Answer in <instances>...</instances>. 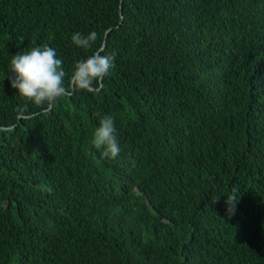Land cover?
Instances as JSON below:
<instances>
[{
  "label": "trees",
  "instance_id": "16d2710c",
  "mask_svg": "<svg viewBox=\"0 0 264 264\" xmlns=\"http://www.w3.org/2000/svg\"><path fill=\"white\" fill-rule=\"evenodd\" d=\"M41 45L66 83L98 48L115 58L98 91L45 113L8 71ZM104 115L115 159L91 145ZM15 263L264 264V0H0V264Z\"/></svg>",
  "mask_w": 264,
  "mask_h": 264
},
{
  "label": "clouds",
  "instance_id": "9594fccd",
  "mask_svg": "<svg viewBox=\"0 0 264 264\" xmlns=\"http://www.w3.org/2000/svg\"><path fill=\"white\" fill-rule=\"evenodd\" d=\"M97 39L98 34L95 31L87 35L75 32L71 36V42L85 50L90 49ZM114 58V54H102V49L98 48L75 63L70 81L66 83L67 73L63 68V61L57 58L56 50L47 45L36 46L27 52L12 55L8 68L12 74L9 81L20 96L47 113L56 107L61 98L67 97L70 91H98L96 86L102 84L104 77L108 75ZM91 145L99 151L103 159H115L119 155L121 148L112 116L104 115L100 119L91 138ZM134 190L140 191L137 186ZM238 198V189L227 194L225 203L228 215L234 214ZM216 200L217 196L213 202Z\"/></svg>",
  "mask_w": 264,
  "mask_h": 264
}]
</instances>
